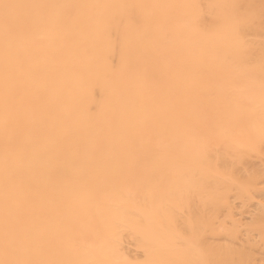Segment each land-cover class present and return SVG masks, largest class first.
Here are the masks:
<instances>
[{"label": "bare ground", "instance_id": "6f19581e", "mask_svg": "<svg viewBox=\"0 0 264 264\" xmlns=\"http://www.w3.org/2000/svg\"><path fill=\"white\" fill-rule=\"evenodd\" d=\"M0 264H264V0H0Z\"/></svg>", "mask_w": 264, "mask_h": 264}]
</instances>
